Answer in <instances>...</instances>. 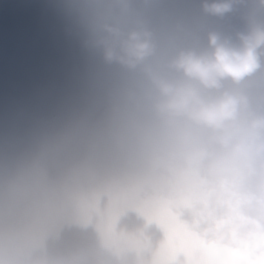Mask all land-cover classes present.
I'll use <instances>...</instances> for the list:
<instances>
[{"label": "flooded vegetation", "instance_id": "1", "mask_svg": "<svg viewBox=\"0 0 264 264\" xmlns=\"http://www.w3.org/2000/svg\"><path fill=\"white\" fill-rule=\"evenodd\" d=\"M163 1L166 0H0V141L9 124L19 118V104L34 95L42 98L47 111L53 106V126L63 121L67 129L56 131H63L69 144L77 148L89 140L99 145H119L126 131H138L142 136L139 141L145 144L147 155L140 163L144 168L138 169L147 175L148 183L133 186L136 209L128 217L129 222L116 223L112 233L101 231V237L96 238L99 253L87 249L92 258L76 264H98L95 258H103V251L112 258L107 264H143L142 256L148 248L153 253L166 249L170 259L164 264H264V226L241 216L226 199L223 185H212L207 180L202 184L201 180L194 181L196 184L190 186L171 184L183 179L185 152L168 142L166 129L157 126L158 119L138 111L144 94L152 88L146 69L108 60L103 67L98 65L105 59L94 38L103 25L133 27L144 12L151 15ZM169 1L179 7L180 0ZM181 11L185 17L177 19L173 35L156 42V53L149 63L183 44L184 22L191 26L195 14L186 8ZM152 27L146 26L156 40ZM62 70L81 76L80 92L74 96V107L69 112H57L56 103L47 105L56 94V77ZM97 72L104 80L102 107L88 119L80 100ZM251 80L259 90L264 89V57L260 68L241 86L246 83L247 88ZM121 87L127 94L121 96ZM133 145L136 166L138 146ZM221 203L227 209L224 212L216 210ZM109 244L112 248L106 247ZM257 255L261 258L256 259ZM59 256L52 264L73 262L69 255L66 259Z\"/></svg>", "mask_w": 264, "mask_h": 264}, {"label": "rangeland", "instance_id": "2", "mask_svg": "<svg viewBox=\"0 0 264 264\" xmlns=\"http://www.w3.org/2000/svg\"><path fill=\"white\" fill-rule=\"evenodd\" d=\"M167 2L163 1L151 15L144 12L133 27L152 25L158 36L155 42L173 35L178 21L168 16ZM177 2L181 10L186 8L195 14L191 26L184 22L183 44L197 42L207 26L220 23L202 12L200 0ZM258 18L264 20V12L258 13ZM80 81L81 76L74 71L58 72L56 94L47 105L56 103L57 112L60 109L69 112L74 107V96L80 92ZM247 88L264 99V89L259 90L254 80L249 81ZM119 91L121 96L127 94L123 87ZM153 96V89L147 90L138 111L158 119L152 110ZM41 101L35 95L23 100L18 106L19 124L1 135L0 264H52L57 254L63 259L69 255L71 264L91 259L86 250L92 248L99 253L96 238L101 237V231L112 233L116 223L129 222L128 217L136 209L133 186L148 183L147 175L138 169L147 155L138 131H126L119 145L106 142L99 145L89 140L78 144V148L71 143L58 155H43L42 142L55 129L46 118L53 106L44 114ZM62 124L63 121L58 125ZM134 143L138 146L137 167ZM193 153L184 154L182 181L174 180L171 184L190 186L199 180L206 183L197 171L198 154ZM139 210L144 211L141 207ZM106 247L112 248V244ZM100 255L105 256L95 258L98 264H103L104 259L107 264L112 259L106 251Z\"/></svg>", "mask_w": 264, "mask_h": 264}, {"label": "clouds", "instance_id": "3", "mask_svg": "<svg viewBox=\"0 0 264 264\" xmlns=\"http://www.w3.org/2000/svg\"><path fill=\"white\" fill-rule=\"evenodd\" d=\"M200 7L220 23L154 63L156 42L147 28L103 25L94 44L105 60L146 69L152 110L168 142L197 153L199 175L223 185L236 211L264 226V99L241 86L261 66L264 0H200ZM216 210L227 209L221 203Z\"/></svg>", "mask_w": 264, "mask_h": 264}, {"label": "water", "instance_id": "4", "mask_svg": "<svg viewBox=\"0 0 264 264\" xmlns=\"http://www.w3.org/2000/svg\"><path fill=\"white\" fill-rule=\"evenodd\" d=\"M169 15L177 19H183L185 14L176 6L169 7ZM194 15H191V20ZM103 57V56H102ZM106 60H99V67H103ZM104 91V80L101 73H96L92 76L90 82L85 87L84 95L81 99V106L86 108V118L92 119L102 107V95ZM68 139L64 133L51 134L43 143L44 153L54 154L63 152L67 147ZM170 259L169 252L165 249L159 253H153L151 249H146L142 256L143 264H164Z\"/></svg>", "mask_w": 264, "mask_h": 264}, {"label": "trees", "instance_id": "5", "mask_svg": "<svg viewBox=\"0 0 264 264\" xmlns=\"http://www.w3.org/2000/svg\"><path fill=\"white\" fill-rule=\"evenodd\" d=\"M172 2L168 0L167 4L165 6L170 5Z\"/></svg>", "mask_w": 264, "mask_h": 264}]
</instances>
